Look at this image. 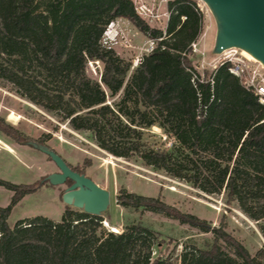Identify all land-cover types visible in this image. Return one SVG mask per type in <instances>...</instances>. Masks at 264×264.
Listing matches in <instances>:
<instances>
[{
    "label": "trees",
    "instance_id": "trees-1",
    "mask_svg": "<svg viewBox=\"0 0 264 264\" xmlns=\"http://www.w3.org/2000/svg\"><path fill=\"white\" fill-rule=\"evenodd\" d=\"M166 10L161 29L142 19L132 0H0V79L72 129L88 132L111 155L204 193H224L264 240V105L229 71V62L202 72L193 67L190 44L203 27L195 0H167ZM116 18L155 41L133 68L102 44ZM89 61L101 63L99 79L87 74ZM152 126L172 138L168 146L144 140ZM0 129L29 139L10 126ZM0 185L12 191L10 203L0 206V264H167L152 256L156 231L139 221L107 231L105 211L92 215L67 206L58 221L35 215L9 226L11 207L36 187L1 178ZM115 199L126 209L211 233L182 243L181 264H264V244L251 254L222 225L158 197L121 190Z\"/></svg>",
    "mask_w": 264,
    "mask_h": 264
},
{
    "label": "rangeland",
    "instance_id": "rangeland-1",
    "mask_svg": "<svg viewBox=\"0 0 264 264\" xmlns=\"http://www.w3.org/2000/svg\"><path fill=\"white\" fill-rule=\"evenodd\" d=\"M143 1L149 5L153 4L154 10L159 13L157 19L145 21L150 26L164 29L167 0ZM195 1L203 13V27L196 40V50H191L190 58L193 67L202 72L203 69L211 70L218 65V55L211 53L215 32L213 18L202 1ZM113 22L114 25L108 31L111 36L110 44L121 57L131 60L133 64L136 57L142 55L141 47L149 38L125 18H116ZM229 54L256 64L251 59L248 60L239 49L234 53L230 51ZM101 67L99 61H89L86 72L91 78L99 79ZM111 100L108 99V102ZM11 112L19 117L18 121L8 118ZM0 120L4 127L10 126L27 135V140L37 141L43 137L44 144L56 151L71 168L83 172L100 187L109 191L110 202L102 214L101 221L107 231L120 232L124 224L133 221H139L156 231L157 238L154 241L152 256L161 257L167 264H181L182 243L187 239L201 242L203 238L210 239L211 233L200 232L187 224L154 212L126 209L115 199L121 190L158 197L183 212L211 222L214 226L222 225L224 230L241 242L251 254L264 244L256 222L249 219L235 202H226L224 193H204L139 161L111 155L99 148L88 132L72 129L67 121H62L55 114L32 104L1 79ZM143 138L156 145L163 143L165 146L172 140L157 126L145 129ZM23 141L25 140L13 139L0 129V178L15 184L36 187L11 207L7 223L12 226L19 219L35 215L58 221L65 207L74 208L61 200L63 189L68 183L51 185L44 182L38 186L40 179L58 171V168L46 154L25 145ZM11 196L12 191L0 185V206L8 205Z\"/></svg>",
    "mask_w": 264,
    "mask_h": 264
},
{
    "label": "water",
    "instance_id": "water-1",
    "mask_svg": "<svg viewBox=\"0 0 264 264\" xmlns=\"http://www.w3.org/2000/svg\"><path fill=\"white\" fill-rule=\"evenodd\" d=\"M211 14L214 25L212 54H220L230 48L244 50L262 66L264 71V0H200ZM42 153L56 165L39 180L51 185L70 183L63 189L64 204L92 215H101L108 207L110 193L100 187L83 172L72 169L64 159L48 145L33 140L23 141Z\"/></svg>",
    "mask_w": 264,
    "mask_h": 264
},
{
    "label": "built area",
    "instance_id": "built-area-1",
    "mask_svg": "<svg viewBox=\"0 0 264 264\" xmlns=\"http://www.w3.org/2000/svg\"><path fill=\"white\" fill-rule=\"evenodd\" d=\"M134 2V9L136 13L144 20L146 21H152L158 18L159 13L154 10L153 4H147L143 0H135ZM168 16V12L166 10V18ZM114 25V22L111 21L105 31L102 35V44L112 48L110 44L111 36H109V30ZM155 41L151 38H149L146 42V44L141 47L142 55L152 50L154 47ZM191 50H196V41L192 42L190 44ZM236 48L232 49H226L222 51L220 54H218V65L229 62V71L233 73L235 76L239 78L241 83L247 88L254 92V94L257 96L258 101L264 105V71L262 69V66L260 63H258L256 60L254 61L256 64L249 63L247 61H244L242 57H235L233 54H229L230 51L236 52ZM142 55H139L134 60L132 67L136 66L137 63L140 61ZM249 60V58H248Z\"/></svg>",
    "mask_w": 264,
    "mask_h": 264
},
{
    "label": "bare ground",
    "instance_id": "bare-ground-1",
    "mask_svg": "<svg viewBox=\"0 0 264 264\" xmlns=\"http://www.w3.org/2000/svg\"><path fill=\"white\" fill-rule=\"evenodd\" d=\"M241 53H242L243 55H245L246 58H249V59L253 60L252 56H251L250 54H248L246 51L241 50ZM8 118H9L10 120L15 121V122L18 121V119H19V117H18L16 114H14L13 112H11V113L8 115Z\"/></svg>",
    "mask_w": 264,
    "mask_h": 264
},
{
    "label": "flooded vegetation",
    "instance_id": "flooded-vegetation-1",
    "mask_svg": "<svg viewBox=\"0 0 264 264\" xmlns=\"http://www.w3.org/2000/svg\"><path fill=\"white\" fill-rule=\"evenodd\" d=\"M65 183H66V182H65ZM69 183H70V182H69ZM69 183H68V184H69ZM68 184H67V185H68Z\"/></svg>",
    "mask_w": 264,
    "mask_h": 264
}]
</instances>
